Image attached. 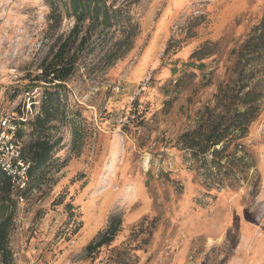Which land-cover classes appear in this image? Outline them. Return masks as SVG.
<instances>
[{
	"label": "rangeland",
	"instance_id": "1",
	"mask_svg": "<svg viewBox=\"0 0 264 264\" xmlns=\"http://www.w3.org/2000/svg\"><path fill=\"white\" fill-rule=\"evenodd\" d=\"M127 2L129 39L109 34L124 41L113 49L118 57L105 64V45L66 84L77 130L57 124L53 167L14 219L12 249L22 264H264V58L243 66L249 58L236 53L264 0L117 5ZM49 15L45 0H0L4 111L39 103L50 87L33 79L74 21L51 32ZM242 85L238 95L255 85L259 92L254 120L224 144L221 167L213 149L194 158L183 133L207 104L215 121L243 110L232 104ZM113 216L122 221L113 242L87 254Z\"/></svg>",
	"mask_w": 264,
	"mask_h": 264
},
{
	"label": "trees",
	"instance_id": "2",
	"mask_svg": "<svg viewBox=\"0 0 264 264\" xmlns=\"http://www.w3.org/2000/svg\"><path fill=\"white\" fill-rule=\"evenodd\" d=\"M45 1L50 7L49 30L51 32L59 28L65 19H73L74 23L67 33L58 35L49 53L39 65L41 73L33 80L50 86L44 87L39 103H36L34 99L23 100L16 107L20 117L19 122L22 125L18 137L22 142L23 156L31 163L30 184L26 191L28 195L46 181L48 171L53 167L59 143L54 133L58 128L57 124L70 122L73 125V133L77 130V124H73L69 119L68 102L64 93L66 84L79 66L82 64L86 66L88 57L99 49L105 48V45L109 48L104 57V63L110 64L111 60L118 57L113 49L123 47L124 43L122 39L111 43L110 38L112 39L117 33L128 38L133 31L128 2L117 5L118 0ZM109 34L113 36L109 37ZM236 53L239 62L246 57L249 58L243 66L248 65L249 62L259 63L264 58V15L236 49ZM103 60L101 58V62ZM246 86H239L237 93L233 96L236 102L232 103L234 107L242 105L243 110L235 109L227 121H222L221 118L215 121L212 119L215 107L207 104L204 106V112L197 126L183 133L181 142L191 150L194 158L205 160L207 153L213 149L211 155L218 160L219 167L222 166L220 162L224 156L223 153L227 150L224 144H232L238 138L235 131L244 132L254 120L253 104L259 92L255 85L242 95H238V92ZM219 90L222 94H227L223 93L222 87ZM225 96L221 95L220 99L222 100ZM204 116L207 118L205 119ZM219 145L222 149L217 147ZM239 147L241 148L242 145ZM15 215L16 203L11 197V180L0 168V264H14L10 236ZM121 224V219L113 216L107 228L86 245V253L93 254L113 242Z\"/></svg>",
	"mask_w": 264,
	"mask_h": 264
},
{
	"label": "built area",
	"instance_id": "3",
	"mask_svg": "<svg viewBox=\"0 0 264 264\" xmlns=\"http://www.w3.org/2000/svg\"><path fill=\"white\" fill-rule=\"evenodd\" d=\"M5 84L0 74V168L11 180V197L16 203V218L21 216L28 201L26 193L30 184L29 169L31 163L23 156L22 142L18 137L22 125L16 108L4 111ZM20 222V219H18ZM24 249V245H22ZM21 250H13L15 264H22ZM30 264H34L31 262Z\"/></svg>",
	"mask_w": 264,
	"mask_h": 264
}]
</instances>
